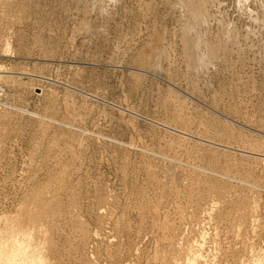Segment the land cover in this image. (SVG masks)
Returning a JSON list of instances; mask_svg holds the SVG:
<instances>
[{"label": "rangeland", "instance_id": "374dc122", "mask_svg": "<svg viewBox=\"0 0 264 264\" xmlns=\"http://www.w3.org/2000/svg\"><path fill=\"white\" fill-rule=\"evenodd\" d=\"M0 264H264V0H0Z\"/></svg>", "mask_w": 264, "mask_h": 264}, {"label": "bare ground", "instance_id": "6f19581e", "mask_svg": "<svg viewBox=\"0 0 264 264\" xmlns=\"http://www.w3.org/2000/svg\"><path fill=\"white\" fill-rule=\"evenodd\" d=\"M2 258H4V257H2Z\"/></svg>", "mask_w": 264, "mask_h": 264}]
</instances>
